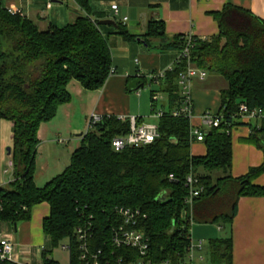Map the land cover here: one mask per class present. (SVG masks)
Here are the masks:
<instances>
[{"label": "trees", "instance_id": "16d2710c", "mask_svg": "<svg viewBox=\"0 0 264 264\" xmlns=\"http://www.w3.org/2000/svg\"><path fill=\"white\" fill-rule=\"evenodd\" d=\"M75 1L87 15L46 30L24 15L9 12L0 1V119L13 122L14 141V179L0 186L4 205L0 220L15 226L30 219L34 205L46 201L50 213L43 219V232L54 246L64 239L70 241V264H94L93 255L98 264H114L119 258H141L137 248L113 245L115 230L123 224L117 208H140L146 217L139 221V228L150 239L145 259L179 263L185 260L191 243L190 214L184 213L189 195L186 177L193 172L204 187L193 204L194 219L229 226L227 236L210 241V264H233L231 224L238 198L264 196V186L253 183L264 172V162L244 176L231 174V129L241 123L235 116L239 104L243 101L264 112V19L228 3L214 13L219 25L217 35L205 39L193 35L190 62L224 77L228 83L221 91L223 119L220 126L205 132L204 155L191 152L190 119L172 113L179 105L177 78L187 63L183 59L161 80L160 88L168 93L169 106L159 118V136L153 142L116 151L112 141L129 132L130 120L105 115L83 133L68 166L38 186L35 174L40 124L52 120L61 105L71 102V81H78L86 90H97L116 71L108 38L102 31L105 25L90 16L89 0ZM115 27L126 41L138 38L121 22ZM186 36L176 35L165 47L181 51ZM153 37L165 39L161 21L149 23L144 40L150 43ZM143 80H131L129 89ZM156 92H151L153 104ZM250 127L246 142L264 151V117L260 124L250 123ZM216 171L223 175L214 177ZM220 194L233 197L229 212L216 211ZM88 223L92 225V237L86 260L76 229ZM42 254L45 264H59L47 258L45 251ZM0 264L17 263L0 260Z\"/></svg>", "mask_w": 264, "mask_h": 264}, {"label": "crops", "instance_id": "0c3cea01", "mask_svg": "<svg viewBox=\"0 0 264 264\" xmlns=\"http://www.w3.org/2000/svg\"><path fill=\"white\" fill-rule=\"evenodd\" d=\"M7 9H19L22 15L33 20L41 30L52 26H64L73 22L77 17L87 15L86 11L75 0H0ZM90 16L93 19H114L121 22L128 30L138 38L126 41L117 33L115 25L106 24L102 27L107 36L113 56V72L105 85L97 90H86L76 81L73 88L84 97L81 110L87 119L92 113L116 115L123 117L137 116L146 122L139 105L133 102L132 91L140 90L144 85L153 84L150 75L154 72L165 71L175 62L180 50L165 45L172 42L176 35H189L200 38H208L219 33V25L214 18V13L221 11L228 3L250 10L254 15L264 19V0H89ZM117 3L119 11L116 14L112 4ZM126 18V19H125ZM161 21L165 27V39L150 38V43L145 42L144 35L147 33L149 23ZM145 79L142 84L132 85L131 80ZM73 81V82H74ZM156 91L164 96V108L168 109V93L156 84ZM155 85V86H156ZM226 79L220 75L209 73L203 78H195L192 85V97L194 104V116L191 127L206 128L203 125L202 115L205 111L220 112L222 100L221 91L227 88ZM72 90V89H71ZM73 93V92H72ZM157 93V94H158ZM140 95V94H138ZM143 96H141L142 98ZM152 101V100H151ZM139 102V101H138ZM143 103V102H142ZM61 108V109H60ZM175 109V108H174ZM63 110L64 116L69 119L76 114L75 96L69 103L59 107L58 113ZM59 115H56V118ZM63 116V118H64ZM53 118V119H54ZM53 119L51 121H53ZM240 124L232 131L233 163L231 174L234 177L246 175L253 167L260 166L264 162V151L256 145L246 142L252 124H260L262 118L248 119L239 117ZM50 121V122H51ZM45 123V122H43ZM43 128V129H42ZM44 127L40 124L36 158L35 180L38 186H42L53 177L61 173L70 163L71 153L80 145L82 135L76 140L74 148L71 146L59 147L52 133L46 135L48 144L46 155L49 164L46 174L38 178L40 160L43 157L40 148ZM54 135H60L55 132ZM61 140V139H60ZM57 140V141H60ZM206 145L202 141H194L191 144L193 155H204ZM61 151V153H59ZM11 158V153L8 151ZM69 158L68 161H63ZM4 160V158H3ZM65 160V159H64ZM11 161V160H10ZM9 161V162H10ZM63 167V168H62ZM8 169V168H7ZM10 169V168H9ZM60 169V170H59ZM0 169V186L8 185L14 179V172H2ZM60 171V172H57ZM9 173L11 175H9ZM253 183L264 186V172L254 178ZM50 213L48 202H41L32 207L31 217L24 221L23 225L17 226L18 237L12 232H7L15 243V255L17 260L23 263L34 264L33 250L42 247L43 219ZM193 215V214H192ZM212 222L190 221L191 239L196 244L202 242V252L205 249L203 240H208V255L201 254L202 259L196 258V264H210V241L215 238L227 236L229 226L218 223L216 229ZM233 236V264H264V196H241L238 198L236 213L232 221ZM227 229L225 235H218L219 231ZM19 238L20 242L16 241Z\"/></svg>", "mask_w": 264, "mask_h": 264}, {"label": "built area", "instance_id": "2783aa9c", "mask_svg": "<svg viewBox=\"0 0 264 264\" xmlns=\"http://www.w3.org/2000/svg\"><path fill=\"white\" fill-rule=\"evenodd\" d=\"M112 9L116 12L119 11L118 4H112ZM9 12L22 15L21 10L9 8ZM126 19V18H125ZM205 39V38H203ZM193 42V35L189 34L186 36V46L180 51L175 62L170 66L168 70L154 72L150 75L153 84H160L161 80L165 78L166 72L171 71L175 66L180 63L183 59L187 61L185 67L180 71L177 84L179 87V105L172 111L174 116H185L190 120L194 116V104L192 97V85L193 80L197 77L203 78L207 75V71L193 65L190 62V47ZM157 92L154 94V99L157 101ZM153 111L155 112V105L153 106ZM164 114V110L156 112V115L160 118ZM239 117H245L248 119L253 118H263L264 112L262 108H251L246 102H241L239 104V111L237 115ZM121 119L128 118L130 120V130L127 134L117 136L113 139L112 145L116 151H121L127 146H138L140 144L151 143L159 136V126L154 123L140 122L139 117L130 116L123 117L118 116ZM103 119V115L98 113H92L89 118L88 129L95 126ZM223 119V114L220 112L205 111L202 115L203 125L206 128L201 127H191V143L194 141H204L205 132L212 127L220 126ZM232 127L231 132L233 131ZM62 141V140H60ZM10 166H14L13 161H10ZM5 172H9V169H5ZM186 186L189 188V195L186 198L187 210H185V215L190 214L189 220H193V204L197 197L201 195L204 187L200 184L199 178L195 173L191 172L186 177ZM189 207V209H188ZM4 209L2 198H0V211ZM117 213L123 219V224L115 230L113 236V245L117 247L128 246L137 248L141 254V258L137 260L126 261L123 258H119L114 261V264H196V250L202 249V242L194 243L191 239V243L188 247V252L186 254L185 260L179 263H175L172 260H163L161 262H154L152 260H146L145 257L148 255L150 247V239L147 233L139 228V221L146 217V214L141 211L140 208L133 207H119L117 208ZM92 237V225L90 223L79 225L76 229V238L79 242L80 249L82 251V258L88 260L89 249L88 243ZM64 248H69L70 246L64 245ZM94 264H98V258L93 255ZM202 259V256L198 257ZM0 260L1 261H11L17 264H27L23 263L21 260H17L15 255V243L13 239L8 234H2L0 237ZM88 263H91V261Z\"/></svg>", "mask_w": 264, "mask_h": 264}, {"label": "rangeland", "instance_id": "374dc122", "mask_svg": "<svg viewBox=\"0 0 264 264\" xmlns=\"http://www.w3.org/2000/svg\"><path fill=\"white\" fill-rule=\"evenodd\" d=\"M74 81V80H73ZM71 81L68 85V89L71 92V94H74L75 96V105L77 107L76 114L69 119H67L64 116L63 110H60L59 116L53 119V121H48L43 123L42 125L44 127V133H42L41 141H43L41 148L39 149L41 154L43 153V157H41L40 160V170H38V178L41 175L46 174V167L49 164L50 160H48L46 153V149L48 144L46 143V135H50L52 133V136L56 139L55 146L59 147H66L71 146V148H74L76 144L77 139L80 138V134L85 133L88 130L89 125V119H87L84 115V113L81 110V106L83 103L84 97L80 96L75 88H73V83H76V81ZM156 84H146L143 87H140V90H134L132 91L133 95V102H135V105H139V107L144 110L147 113H143L144 119L147 123H154L158 124L159 117L156 115V112L162 110L164 108V96L159 94L158 92V99L155 102V104L151 101V92L153 90L157 89ZM72 89V90H71ZM73 92V93H72ZM140 94V95H138ZM141 96H143L141 98ZM139 101V102H138ZM143 102V103H142ZM153 105H155V112L153 111ZM61 109V108H60ZM64 116V118H63ZM43 129V128H42ZM55 132H59L58 135H54ZM62 141H57V140ZM13 122L8 119H0V169L5 172V169H9L11 174L14 172V166H10V160H12V157L10 158L8 155V148L13 147ZM78 143V142H76ZM61 153V151L59 152ZM72 155V153H71ZM11 156V155H10ZM4 158V160H3ZM65 159V160H64ZM63 161H68L69 158H64ZM71 159V158H70ZM13 161V160H12ZM14 163V162H13ZM36 163V167H37ZM63 168V167H62ZM60 170V169H59ZM60 172V171H57ZM9 173V175H11ZM223 175L222 171H216L214 173V177H219ZM36 181V180H35ZM38 185V184H37ZM43 186V185H42ZM232 201L233 197L231 195H225L220 194V196L216 199L215 205H216V211L218 212H229L232 207ZM24 221H20L17 223V226L20 227L23 225ZM210 225H213L216 229L218 228V223H210ZM227 229L225 228L224 231L218 230V235H225V232ZM7 232H12L18 237V232L15 231L14 224L11 221H3L0 220V237L2 234H6ZM42 247L39 246L34 248L33 250V257H34V264H45L44 257H43V251L46 252L47 258H53L56 261L59 262V264H70V249L64 248V245L70 246V241L68 239L62 240L57 246H54L50 237L46 234H42ZM16 241L20 242V239L17 238ZM205 244V249L202 252L196 251V258L200 257L201 254H204L205 257L208 255L207 249H208V240H203Z\"/></svg>", "mask_w": 264, "mask_h": 264}, {"label": "water", "instance_id": "95a60500", "mask_svg": "<svg viewBox=\"0 0 264 264\" xmlns=\"http://www.w3.org/2000/svg\"><path fill=\"white\" fill-rule=\"evenodd\" d=\"M99 24L106 25V24H112L116 25V21L114 19H102L99 21ZM83 134V133H82ZM9 153H11V148H8ZM15 231L17 230V224L14 226Z\"/></svg>", "mask_w": 264, "mask_h": 264}]
</instances>
